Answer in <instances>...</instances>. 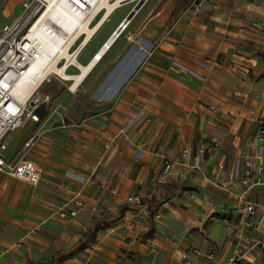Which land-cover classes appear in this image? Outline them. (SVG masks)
<instances>
[{
  "label": "crops",
  "instance_id": "obj_1",
  "mask_svg": "<svg viewBox=\"0 0 264 264\" xmlns=\"http://www.w3.org/2000/svg\"><path fill=\"white\" fill-rule=\"evenodd\" d=\"M189 68L196 74L181 78L192 82L203 78ZM142 80L124 87L109 114L86 118L65 135L26 140L24 148H39L35 162L42 168V178L35 186L16 179L24 190L22 203L13 211L0 209V264L45 262L54 252L68 249L73 253L63 261L67 264H179L173 249L164 242L166 236L186 249L192 264H225L239 243L246 245L263 234L264 222L237 238L235 225L241 216L235 194L246 190L242 183L245 153L258 149L259 125L254 119L264 113V107L258 111L238 108L235 114L237 106L214 86L195 82L197 89L185 91L192 99L185 104L191 118L180 122L176 141L174 129L161 130L162 125L154 127L146 121L147 112L159 111L156 95L160 90L151 78ZM239 115L246 116L252 127L248 138L237 132ZM13 131L6 136L8 162ZM201 149L205 153L200 168L194 169L191 165ZM167 157L175 161L168 173L164 171ZM236 161L240 177L234 176ZM251 179L256 180L255 173ZM75 195L84 203L78 216L61 218L53 213L56 206ZM246 198L264 203V183L252 187ZM158 212L160 218L155 217ZM166 213L167 220L162 221ZM218 213L222 224L218 229L214 224V229L223 244L202 240L201 244L183 245L181 237L190 225L199 221L202 230L203 223L215 220ZM41 221V230H34ZM152 243L159 244V254L150 251ZM44 253H49L47 258L41 257ZM247 256H252L254 264H263L264 249H254Z\"/></svg>",
  "mask_w": 264,
  "mask_h": 264
},
{
  "label": "rangeland",
  "instance_id": "obj_2",
  "mask_svg": "<svg viewBox=\"0 0 264 264\" xmlns=\"http://www.w3.org/2000/svg\"><path fill=\"white\" fill-rule=\"evenodd\" d=\"M20 2L0 0V30L21 14ZM137 2L130 0L116 8L102 23L79 56L82 64L92 58L104 38L113 32V27H119ZM131 21L130 28L79 89L71 90L72 83L59 75H51L52 80L40 87V93L50 95V101L37 122L27 119L23 127L13 131L8 151L12 166L22 158L38 162L39 148H24L26 140L65 135L86 118L109 114L124 87L132 82L143 83V78H151L160 90L156 95L159 111L147 112L145 116L151 118L154 127L174 129L176 141L181 134L180 122L191 118L185 104L192 99L185 91L197 89L195 82L214 86L237 106L235 114L238 108L258 111L264 107V0H146ZM175 62L188 65L203 78L192 82L178 77L170 70ZM68 72L76 73L78 69L71 67ZM238 118L237 132L246 133L248 138L252 127L246 116ZM19 182L0 172V209L13 211L17 203H22L24 190ZM166 216L168 213L162 221L167 220ZM221 217L218 213L215 220L204 222L202 230L199 221L190 225L181 237L183 245L201 244L202 240L223 244L214 229V224L217 229L222 224ZM42 255L47 258L49 253Z\"/></svg>",
  "mask_w": 264,
  "mask_h": 264
},
{
  "label": "built area",
  "instance_id": "obj_3",
  "mask_svg": "<svg viewBox=\"0 0 264 264\" xmlns=\"http://www.w3.org/2000/svg\"><path fill=\"white\" fill-rule=\"evenodd\" d=\"M110 1L113 8L108 12L106 6L108 0H22L21 14L13 22L4 24L0 30V171L33 186L37 185L42 178V168L32 159L22 158L12 166L6 158L8 133L24 126L27 119L37 122L40 117L35 113V109L41 103L47 105L50 101V95L39 93L40 82L37 83L38 76L34 73V68L39 67V72L41 70L47 72L46 79L54 74L52 69L50 70L45 63H42L44 41L41 33L57 41L52 57L57 60L60 67L65 66L64 71L68 72L71 67L81 71L79 56L82 50L102 23L108 19L111 11L120 3L129 0ZM68 12H71V15H68ZM87 29H92V32L89 34ZM115 31L95 51L91 60L98 56V52L106 46ZM170 70L180 77L196 74L179 62L173 63ZM25 89L27 92L21 96V91ZM239 93L236 91V94ZM142 114L144 115L145 112L143 111ZM254 120L259 125L255 138L258 149L255 153H245V178H242V183L246 186V190L235 194L236 207L241 216L237 226L235 225L238 239H242L249 230L257 229L264 222V203L250 201L246 198V193L252 187L264 183L262 180L264 175V113ZM146 121H151V118L146 116ZM121 132H125V127L121 129ZM27 145L30 143L27 142ZM204 153V149L199 151L196 162L191 165L194 169L200 168L201 157ZM174 163L172 158L167 157L164 161V171L170 172ZM239 172L240 163L236 161L234 176L240 177ZM253 173L256 174V180L251 179ZM180 175L182 176L179 173ZM129 200L132 201V197ZM83 206L82 199L75 195L56 206L53 213L61 218H72L78 216ZM155 217L160 218L161 213H156ZM43 223L41 221L34 230H41ZM164 242L173 249L179 264H192L186 249L178 241L166 236ZM239 244L225 264H254L255 260L247 254L254 249H264V232L261 236L252 238L251 242L246 245ZM150 251L154 255L159 254V244L152 243ZM262 262L264 264V258Z\"/></svg>",
  "mask_w": 264,
  "mask_h": 264
},
{
  "label": "bare ground",
  "instance_id": "obj_4",
  "mask_svg": "<svg viewBox=\"0 0 264 264\" xmlns=\"http://www.w3.org/2000/svg\"><path fill=\"white\" fill-rule=\"evenodd\" d=\"M130 1V0H129ZM129 1H126V2H123V3H120L119 5H117L112 11L111 13L118 7H121L122 5L128 3ZM106 6L108 7V12L113 8V4L110 0H108V2L106 3ZM68 15H71V12H68L67 13ZM110 16V15H109ZM73 18V17H72ZM109 19V17H108ZM106 19V20H108ZM124 20V19H123ZM122 20V21H123ZM121 21V22H122ZM120 22V23H121ZM131 21H129L128 23L130 24ZM127 23V24H128ZM126 24V25H127ZM129 24L124 27L121 31L120 29H115L117 30V32L115 34H113L111 36V38L108 40L106 46H104L99 52H98V56L96 58H94L93 60H90L87 64H81V68L82 70L81 71H78L76 73H69L67 71H64V67H60L59 64H57V60H55L53 57H52V52L53 50L55 49V46L57 47V41L54 40L53 38H51L50 36L44 34V33H41V36L43 38V41H44V48H43V51H44V57H43V60H42V63H45V65L51 70L54 71V74L52 75H59L60 77H62L63 79L65 80H69L71 84V87L70 89L71 90H77L78 86L81 84V83H84L83 80L84 79H87L89 77V75L92 73V71L94 70V68L101 62L100 59H102L103 55L106 53V51H110V49L115 45L116 41L119 39V37L123 34V32L129 27ZM120 25V24H119ZM113 30V31H115ZM88 33L90 34L92 32V29H87ZM120 31V32H119ZM108 47V48H106ZM108 53V52H107ZM34 73H36L35 75H37V83L40 82V85H39V89L42 85H44V83L46 81H51L52 80V76L50 75L48 79L45 78L47 72L45 71H40L39 72V67H35L34 68ZM27 92V89L25 90H22L20 95L23 96L25 95V93ZM40 93V91H39Z\"/></svg>",
  "mask_w": 264,
  "mask_h": 264
},
{
  "label": "water",
  "instance_id": "obj_5",
  "mask_svg": "<svg viewBox=\"0 0 264 264\" xmlns=\"http://www.w3.org/2000/svg\"><path fill=\"white\" fill-rule=\"evenodd\" d=\"M146 0H138V2L134 5V7L131 9V11L128 13V15L125 16L124 20L120 23L119 27L117 28L120 31L126 26V24L133 19V17L136 15V13L139 11V9L142 7ZM119 31V32H120ZM117 30L115 31V33ZM46 109V104L41 103L36 109L35 113L41 117Z\"/></svg>",
  "mask_w": 264,
  "mask_h": 264
},
{
  "label": "trees",
  "instance_id": "obj_6",
  "mask_svg": "<svg viewBox=\"0 0 264 264\" xmlns=\"http://www.w3.org/2000/svg\"><path fill=\"white\" fill-rule=\"evenodd\" d=\"M73 253V249H68L67 251H56L54 252L50 259H48V261L42 262L39 260H30L28 261L26 264H60L63 261H65V259H67L69 257V255H71Z\"/></svg>",
  "mask_w": 264,
  "mask_h": 264
}]
</instances>
